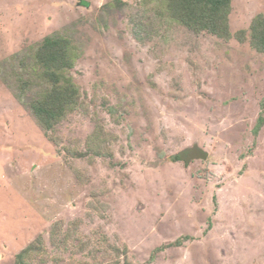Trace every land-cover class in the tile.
<instances>
[{"label": "rangeland", "instance_id": "1", "mask_svg": "<svg viewBox=\"0 0 264 264\" xmlns=\"http://www.w3.org/2000/svg\"><path fill=\"white\" fill-rule=\"evenodd\" d=\"M260 14L233 0L224 40L152 1L0 0V264H264ZM54 34L79 97L45 131L5 71Z\"/></svg>", "mask_w": 264, "mask_h": 264}, {"label": "trees", "instance_id": "2", "mask_svg": "<svg viewBox=\"0 0 264 264\" xmlns=\"http://www.w3.org/2000/svg\"><path fill=\"white\" fill-rule=\"evenodd\" d=\"M141 1L158 3L161 5L166 18L194 34L206 33L224 40L232 38L229 28V16L233 0ZM249 30L250 45L257 52L264 53V15L256 16ZM246 35L245 30L240 31L236 34V38L240 42H245L247 40ZM31 53L32 56L28 53L23 56L19 68L14 67L5 72L19 81V88L22 91L21 95H17L19 102L30 110L42 129L52 131L69 113L73 112L78 104V87L69 72L75 67L79 54L77 48L73 46L72 40L59 34L46 37L36 48L31 49ZM23 71L27 74L29 72V81H26L21 75ZM5 82L8 85L10 84L7 79ZM28 84L39 86L41 89L35 98H32L29 102L25 100V91H27ZM263 125L264 118H261L256 131ZM194 150L197 151V149ZM195 151L190 150L184 154L191 155L190 153ZM183 155L180 159L183 158ZM197 155L193 153V156ZM178 161H184V159ZM176 243L181 244V241ZM36 250L37 247L32 243L17 256V264H30L26 261V257L31 256L30 253ZM154 255L155 253L153 257ZM123 264L132 263L125 261Z\"/></svg>", "mask_w": 264, "mask_h": 264}]
</instances>
